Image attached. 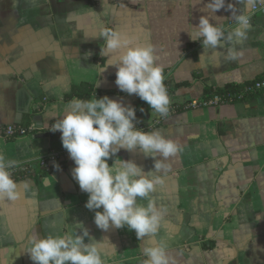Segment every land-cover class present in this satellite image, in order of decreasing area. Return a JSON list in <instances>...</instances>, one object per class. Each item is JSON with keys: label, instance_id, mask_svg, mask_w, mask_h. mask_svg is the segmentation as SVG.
<instances>
[{"label": "crops", "instance_id": "0c3cea01", "mask_svg": "<svg viewBox=\"0 0 264 264\" xmlns=\"http://www.w3.org/2000/svg\"><path fill=\"white\" fill-rule=\"evenodd\" d=\"M209 2L0 0V125L18 124V110L30 95V112L21 125L34 122L37 128L15 139L0 137V153L9 160L26 162L65 149L62 133L53 132L52 126L70 102L79 99L66 96L82 84L98 91L90 100L108 96L136 111L140 108L142 99L122 92L116 84L118 69L107 66L113 54L101 53L102 27L156 46L165 82L187 84L168 91L172 103L167 118L152 109L136 114L139 130H160L184 145L183 153L169 161L173 170L165 185L154 194L167 208L158 236L139 241L127 225L98 228L95 212L103 208L86 207L89 194L74 179L76 165L68 153L64 167L38 168L18 179L21 200L0 203V264H35L26 249L33 234L63 236L78 224L89 231L86 244L97 242L105 264H144L143 248L161 239L167 241L175 264H264V92L230 104L182 107L205 97L206 86L243 84L264 73V15L252 19L243 42L224 41L225 48L206 49L189 33L208 14ZM227 4L238 13L244 10L238 0ZM215 16L225 28L235 22L230 10L221 9ZM232 48L240 54L237 61L225 59ZM117 156L145 172L154 170L158 159L139 148L121 149ZM77 233L82 235L83 228Z\"/></svg>", "mask_w": 264, "mask_h": 264}, {"label": "clouds", "instance_id": "9594fccd", "mask_svg": "<svg viewBox=\"0 0 264 264\" xmlns=\"http://www.w3.org/2000/svg\"><path fill=\"white\" fill-rule=\"evenodd\" d=\"M238 2L244 5L242 13L232 4L226 6V0H210L205 6L208 14L202 16L199 25L189 33L191 39L200 40L206 49L213 50L224 47V41L246 40L252 30V15L258 7H264V0ZM221 9L232 12L235 27L225 28L220 17L215 16ZM98 36L104 38L105 47L101 53L113 54L107 66L118 69L116 84L119 89L129 95H138L156 114L167 118L172 100L165 85V66L159 63L156 46L136 43L133 37L111 27H102ZM239 58L235 48L227 49L226 60ZM104 71L106 67L100 69L101 73ZM136 121L134 107L108 96L88 101L75 99L62 118L53 124L52 131L62 133L63 147L75 162L73 177L81 190L89 194L86 207L89 210L103 208L95 212L98 228L108 231L127 225L129 230L135 231L137 239L143 241L155 238L160 232L167 208L158 204L154 194L165 185L173 170L169 161L183 153L184 145L166 137L160 130H139ZM137 148L145 156L158 157L154 170L145 172L134 161L117 156L121 149L132 152ZM16 167L17 161L0 153V203L15 204L23 198L20 185L13 178L12 170ZM56 167L59 169V165ZM141 200H147V204L140 203ZM77 228H83L82 235L77 233ZM85 237H89L88 229L78 224L75 231L63 236L49 234L40 238L33 234L26 249L35 264H105L97 242L86 244ZM143 255L146 257L144 264H175L168 253L167 241L163 239L144 247Z\"/></svg>", "mask_w": 264, "mask_h": 264}, {"label": "built area", "instance_id": "2783aa9c", "mask_svg": "<svg viewBox=\"0 0 264 264\" xmlns=\"http://www.w3.org/2000/svg\"><path fill=\"white\" fill-rule=\"evenodd\" d=\"M258 15H264V7H258L257 11L252 15V19ZM251 19V21H252ZM235 27V22H231L226 28ZM264 92V79L257 80L250 84H244L238 90H229L223 93H214L201 98H196L186 101L182 104L183 108L192 109L208 106H219L222 104H230L237 101L246 100L248 97L254 96ZM180 105L174 106L178 110ZM143 109V111H141ZM139 114L147 112V103L142 104ZM36 124L34 122L29 125L21 124H6L0 125V137L6 139H15L18 137L31 135L36 131ZM68 151L66 149L52 150L36 159L28 160L26 162H18V167L12 170L13 178L17 181L20 178L35 174L38 168L44 170H54L56 165L64 167L68 162Z\"/></svg>", "mask_w": 264, "mask_h": 264}, {"label": "trees", "instance_id": "16d2710c", "mask_svg": "<svg viewBox=\"0 0 264 264\" xmlns=\"http://www.w3.org/2000/svg\"><path fill=\"white\" fill-rule=\"evenodd\" d=\"M262 79H264V73L261 74L260 76H258L256 79H254L252 81H248V82L243 83V84H229V85H227L224 88H214V87H211V86H206L205 94H206V96H208V95H212L214 93H223V92H226V91H229V90H238L244 84H250V83H253V82L257 81V80H262ZM165 85H166L168 91L173 92V91H176V89H178L179 87H181L183 85H187V84L186 83H182V84L170 85L169 83L165 82ZM97 92L98 91L94 88V86L92 84H82L81 86L75 87L73 89V91L66 96V100H70V99H73V98L77 97V98H79L81 100L88 101ZM259 94H256V95H259ZM144 103H146V102L141 100L140 108L136 111V114L139 113V110L141 109V106ZM147 106H148V110H147V112H148L151 108H150V106L148 104H147ZM29 124L30 123L26 124V126L29 125Z\"/></svg>", "mask_w": 264, "mask_h": 264}, {"label": "water", "instance_id": "95a60500", "mask_svg": "<svg viewBox=\"0 0 264 264\" xmlns=\"http://www.w3.org/2000/svg\"><path fill=\"white\" fill-rule=\"evenodd\" d=\"M24 92H26V89H23L21 91V93L23 94ZM31 101H32V98L31 96L29 95L28 96V100H26V102L24 103V105L22 107L19 108V115H18V124H22V118H23V115L24 114H28L30 112V106H31Z\"/></svg>", "mask_w": 264, "mask_h": 264}]
</instances>
